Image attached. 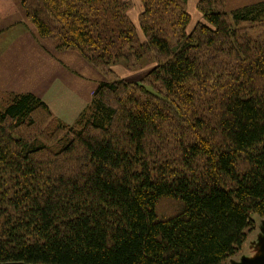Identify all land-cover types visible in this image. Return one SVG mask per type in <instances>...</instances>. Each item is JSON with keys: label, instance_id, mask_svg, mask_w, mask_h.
Returning <instances> with one entry per match:
<instances>
[{"label": "trees", "instance_id": "obj_1", "mask_svg": "<svg viewBox=\"0 0 264 264\" xmlns=\"http://www.w3.org/2000/svg\"><path fill=\"white\" fill-rule=\"evenodd\" d=\"M141 1L137 26L125 0H20L39 38L98 71L155 66L101 82L77 126L0 92V262L223 264L264 217V3L198 0L187 32L188 0Z\"/></svg>", "mask_w": 264, "mask_h": 264}, {"label": "crops", "instance_id": "obj_2", "mask_svg": "<svg viewBox=\"0 0 264 264\" xmlns=\"http://www.w3.org/2000/svg\"><path fill=\"white\" fill-rule=\"evenodd\" d=\"M192 1L195 7L198 0H188V6ZM261 3H264V0H225L224 7L228 12H233ZM131 6L133 8L134 5ZM16 14H22V20H26L21 9ZM16 14H9L0 18V91L18 94L33 93L40 99H44L47 106L54 111L51 103L47 100L49 99L47 95L50 93L54 96L55 93L50 91L54 86L56 87L54 92L58 91L59 88L61 89L60 74L66 72L60 68V63H62L79 75L80 83L77 77L72 74L71 87L63 88L64 94L69 97L60 99L59 103L61 107L70 104L72 109L80 108L90 99L92 95L90 91L94 89V85H91V75L86 76V71L92 74L90 67L87 66L78 52L55 50V53L51 55L49 49L46 47L42 49L38 43L42 38L38 37L35 26L33 37L21 32L9 33L8 29L18 22V20H14ZM60 69L61 72H59ZM68 73L70 72H66V74ZM65 76L69 77V75ZM93 81L98 82L99 79H93ZM55 101L57 100L55 99Z\"/></svg>", "mask_w": 264, "mask_h": 264}, {"label": "rangeland", "instance_id": "obj_3", "mask_svg": "<svg viewBox=\"0 0 264 264\" xmlns=\"http://www.w3.org/2000/svg\"><path fill=\"white\" fill-rule=\"evenodd\" d=\"M131 5H134L133 8L132 6L130 7V9L127 12V15L130 19V21L132 23H135V25H139L138 23V16L141 12H143V5H142V1L141 0H130L128 1ZM20 0H0V18L4 17L6 15L9 14H16L19 13L20 9L22 10V7ZM187 10L190 13V17H191V22L189 23V25L187 26V32H191L192 29L196 26L197 23L199 22H203L202 20V15L201 13H199L197 6L194 7L193 5V1L191 2V4L189 6H187ZM23 12V10H22ZM24 14V12H23ZM26 18V16H25ZM22 14H16L14 17V20L18 22H16L15 25H13L12 27H10L8 29V32L12 33L14 32V34L17 33H25L27 36L29 35L30 37L33 35L34 33V26H32V23L29 19L26 18V20H22ZM261 30H251V33L257 34L259 33ZM249 32V34H250ZM137 34L140 35V37L142 38L143 34H141V31L139 30V28H137ZM33 37V36H32ZM38 43L41 45L42 49H45V47L47 49H49L50 54H54L55 53V46L54 43L47 40V39H40V41H38ZM46 51V50H45ZM59 51V50H58ZM47 52V51H46ZM62 52V51H60ZM52 57V56H51ZM82 58V57H81ZM83 59V58H82ZM84 62L87 64V66L90 67L92 74L88 71L86 76L91 75V82H92V86L94 85V89L91 90V97L90 99L84 103L80 108L78 109H72L70 107V104H68L66 107H61L60 99H64L67 97H69L68 95L64 94V90L63 88H66L68 86L71 87V82L73 81V76L72 74H74L77 79L78 82L80 83V79H79V75L74 73L73 71H71L69 69V67L67 65H64L62 63H60V68L64 70V72H70L68 74L65 73H61L60 74V80L61 81V89L59 88L58 91L54 92V88H56L55 86L53 88L50 89L51 93H55L54 96L51 95L50 93L47 95L49 99V102L51 103V107H53L54 111L50 109L51 114L53 115L54 118H57L59 120V124H65V125H73L77 126L78 121L80 120V115L83 114L84 117L88 116L89 114V108H90V102L93 98V92L96 90V88L99 86V84H101V82H110L112 79H118V80H125L127 82H141V80H143V78L147 75V73L151 70L152 67L155 66V64L151 61L148 60V58L144 59V61L142 62V68L140 67L139 69H136V67L138 65H136V63H130V64H117L112 66L111 69H101V71H98L92 64H90L89 62H87L85 59H83ZM58 63V62H57ZM59 66V65H58ZM59 70V72H61L62 70ZM65 75H69V77L65 76ZM93 79H99V81H93ZM63 81V83H62ZM88 82V80H86ZM77 86V85H76ZM89 87V86H88ZM203 90V89H202ZM70 91V89H69ZM89 91V90H88ZM2 92V91H0ZM205 92V91H203ZM202 91L199 92V94H204ZM4 94L7 93H14V94H18L15 92H2ZM57 93V94H56ZM52 99V100H51ZM55 99L57 101H55ZM65 99V100H66ZM42 100V99H41ZM42 101L45 102V100L43 99ZM65 102V101H64ZM67 108V109H64ZM39 116H42L41 113H38ZM60 116V117H59ZM42 120V121H41ZM41 120L38 123H44V121H46V116L43 114ZM47 124V122H46ZM52 124V123H50ZM57 124V123H56ZM55 124V126H56ZM53 125V124H52ZM54 126V125H53ZM36 125L32 126L31 128H28L26 130V132L28 133H36ZM37 127H42L41 125H37ZM79 127V124H78ZM170 133L174 134L175 130L172 128H167L165 133ZM171 138H174V136L172 135ZM175 139V138H174ZM158 144L160 142V140H157ZM170 142V141H169ZM169 142L167 144H169ZM171 144V143H170ZM162 147H164V145H161ZM178 204L175 201L172 200H165L162 202H159L158 204V213L165 217L166 215H171L172 213L176 212V210L178 209ZM251 219H252V224L250 226V228H247V232H246V238H245V242L243 243L242 247L237 251V254L228 258L225 263L223 264H250L256 261H261L264 260V217L258 216L257 214L252 213L250 215Z\"/></svg>", "mask_w": 264, "mask_h": 264}, {"label": "water", "instance_id": "obj_4", "mask_svg": "<svg viewBox=\"0 0 264 264\" xmlns=\"http://www.w3.org/2000/svg\"><path fill=\"white\" fill-rule=\"evenodd\" d=\"M0 264H31V263H28V262H21V261H15V262H12V261H3V262H0ZM250 264H264V260H261V261H256V262H253V263H250Z\"/></svg>", "mask_w": 264, "mask_h": 264}]
</instances>
